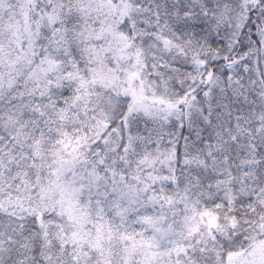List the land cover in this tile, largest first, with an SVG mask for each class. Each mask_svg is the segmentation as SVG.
<instances>
[{"label": "snow or ice", "instance_id": "obj_1", "mask_svg": "<svg viewBox=\"0 0 264 264\" xmlns=\"http://www.w3.org/2000/svg\"><path fill=\"white\" fill-rule=\"evenodd\" d=\"M0 264H264V0H0Z\"/></svg>", "mask_w": 264, "mask_h": 264}]
</instances>
